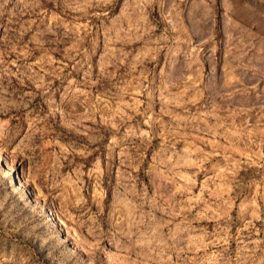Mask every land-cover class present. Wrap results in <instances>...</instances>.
<instances>
[{
  "label": "rangeland",
  "instance_id": "obj_1",
  "mask_svg": "<svg viewBox=\"0 0 264 264\" xmlns=\"http://www.w3.org/2000/svg\"><path fill=\"white\" fill-rule=\"evenodd\" d=\"M121 1L0 0V264H264V0L230 88Z\"/></svg>",
  "mask_w": 264,
  "mask_h": 264
},
{
  "label": "crops",
  "instance_id": "obj_2",
  "mask_svg": "<svg viewBox=\"0 0 264 264\" xmlns=\"http://www.w3.org/2000/svg\"><path fill=\"white\" fill-rule=\"evenodd\" d=\"M126 1L128 0L121 1L118 13ZM252 2L249 4L248 0H163L161 13L171 21L184 22L183 30L189 28L194 42L208 38L209 50L214 56V69L222 72L230 88L241 84L242 80L245 82L249 53L262 52L257 49L258 15L261 14L258 7L261 3L257 0ZM133 13L142 15L137 10ZM249 14L254 15V18L249 20Z\"/></svg>",
  "mask_w": 264,
  "mask_h": 264
}]
</instances>
